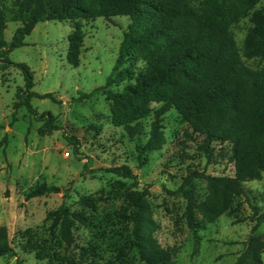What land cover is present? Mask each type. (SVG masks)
Returning <instances> with one entry per match:
<instances>
[{
  "label": "rangeland",
  "instance_id": "1",
  "mask_svg": "<svg viewBox=\"0 0 264 264\" xmlns=\"http://www.w3.org/2000/svg\"><path fill=\"white\" fill-rule=\"evenodd\" d=\"M13 1L0 0L7 41L20 25L13 15ZM263 3L261 0L255 8ZM128 23L127 15L38 22L25 37L26 44L9 53L10 60L30 67L34 91L52 92L56 98L31 101L40 113L54 115L60 128L49 135L38 133L42 122L26 107L13 110L16 89L24 86L21 70L12 65L0 67V225L7 228L13 247V254L0 257V264H136L135 251L129 247V206L119 188L132 180L108 171L121 165L132 169L139 189H147L152 234L160 245L175 252L174 264H236L244 249L254 225L251 203L264 211V172L260 179L244 183L249 200L236 196L235 211L190 229L182 219L186 198L180 189L199 201L207 195V182L195 177L182 185L184 178L192 171L233 175L229 143L205 142L171 107L161 116L163 143L140 159L136 145L147 140L159 102L149 103L151 112L137 120L139 129L130 135L116 122L102 90L76 100L81 92L105 84ZM251 25L245 16L231 27L240 49ZM74 31L81 37L75 66L67 58L68 37ZM242 59L253 68L264 64L258 58ZM145 66L142 56L132 54L122 66V82H112L109 88L121 90L125 83L134 82ZM70 137L78 141L77 152ZM65 151L69 156H64ZM40 184L69 192L65 197L61 190L27 199L26 192ZM63 201L84 216L74 220L70 243L61 233V222L46 218V213ZM255 234L264 242V223ZM261 258L264 264V251Z\"/></svg>",
  "mask_w": 264,
  "mask_h": 264
},
{
  "label": "trees",
  "instance_id": "2",
  "mask_svg": "<svg viewBox=\"0 0 264 264\" xmlns=\"http://www.w3.org/2000/svg\"><path fill=\"white\" fill-rule=\"evenodd\" d=\"M260 1L14 0L12 11L20 25L9 41L4 37L6 19L0 3V67H17L24 78V86L16 89L13 110L26 107L36 121L42 122L38 128L40 135H49L60 128L51 112L40 113L31 103L32 98L55 101L54 94L34 91L30 67L9 58L13 49L26 44L25 37L38 22L127 15L129 23L105 84L90 92H81L76 100L102 90L111 102L116 122L124 125L130 135L139 129L137 120L151 112L149 103L159 102L160 106L153 110L154 119L147 140L136 145L140 159H146L147 152L160 148L163 143L161 116L171 107L194 133L203 136L205 142H228L233 175L192 171L182 185L195 177L205 179L207 195L199 201L180 189L186 198L182 212L186 225L196 229L203 222H213L223 213L236 210L233 206L236 196L249 200L250 193L244 183L260 179L264 172V64L253 68L242 59L243 56L264 60V3L255 8ZM245 16H249L252 25L240 49L231 27ZM68 41L67 58L75 66L81 37L74 31ZM134 53L146 60L145 69L135 75L134 82L125 83L121 90L109 88L112 82H122V66ZM134 121L136 123L131 125ZM69 140L77 152L78 141L73 137ZM108 171L132 180L129 184L122 183L119 188L129 206L126 215L132 224L129 247L135 251L136 264H174L175 252L160 245L152 234L154 221L148 217L147 189L138 188L136 175L127 165L111 167ZM61 190L53 184H40L27 191L25 197L29 199ZM62 192L65 197L69 189ZM251 207L254 225L236 264H262L264 242L255 231L264 223V211L260 212V207L253 203ZM46 218L54 223L61 222V233L70 243L74 220H83L84 216L72 211L63 201L57 208L49 210ZM11 254L13 247L8 230L0 225V257Z\"/></svg>",
  "mask_w": 264,
  "mask_h": 264
},
{
  "label": "built area",
  "instance_id": "3",
  "mask_svg": "<svg viewBox=\"0 0 264 264\" xmlns=\"http://www.w3.org/2000/svg\"><path fill=\"white\" fill-rule=\"evenodd\" d=\"M63 154H64V156H69V152L68 151H65Z\"/></svg>",
  "mask_w": 264,
  "mask_h": 264
}]
</instances>
